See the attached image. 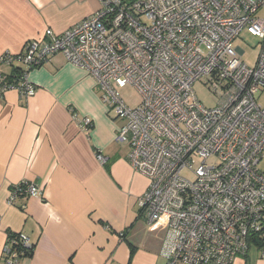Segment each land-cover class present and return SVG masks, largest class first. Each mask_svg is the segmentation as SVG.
<instances>
[{"label": "built area", "instance_id": "1", "mask_svg": "<svg viewBox=\"0 0 264 264\" xmlns=\"http://www.w3.org/2000/svg\"><path fill=\"white\" fill-rule=\"evenodd\" d=\"M98 3L61 34L46 29L20 53L0 55V97L10 90L32 97L28 71L61 53L95 79L102 102L121 120L115 141L127 145L128 163L148 180L137 199L140 215L166 224L165 264H233L252 240L264 258V15H257L264 0ZM244 30L260 40L251 67L234 46ZM200 80L216 99L212 107L192 88ZM128 85L140 95L134 107L120 96ZM72 118L88 132L89 117ZM96 159L106 161L99 152ZM40 194L21 180L6 204ZM30 248L25 234L8 232L3 264H20Z\"/></svg>", "mask_w": 264, "mask_h": 264}, {"label": "crops", "instance_id": "2", "mask_svg": "<svg viewBox=\"0 0 264 264\" xmlns=\"http://www.w3.org/2000/svg\"><path fill=\"white\" fill-rule=\"evenodd\" d=\"M98 8V0H0V55L20 53L46 29L61 34ZM28 78L36 87L32 97L23 100L14 90L0 97V264L8 231L34 245L20 264H165L166 224L140 215L137 199L148 180L128 163L127 145L115 141L121 120L102 102L95 79L61 53L30 69ZM72 113L92 120L88 132ZM21 180L42 194L7 205ZM233 264L264 258L255 249Z\"/></svg>", "mask_w": 264, "mask_h": 264}, {"label": "rangeland", "instance_id": "3", "mask_svg": "<svg viewBox=\"0 0 264 264\" xmlns=\"http://www.w3.org/2000/svg\"><path fill=\"white\" fill-rule=\"evenodd\" d=\"M257 15L263 16L264 12L260 11ZM259 43L260 40L257 37L247 33L245 30L242 31L234 41V46H239L243 50V53L241 55L242 61L250 67L253 66L257 60L260 50ZM192 88L194 89L197 98L202 102L204 106L212 107L216 104V99L212 96L211 92L205 86L203 81H195L192 85ZM120 96L127 103V105L131 107L136 106L140 101L139 93L135 88L129 85L120 89ZM259 167L262 171H264V156L259 163ZM182 174L185 175L186 173L182 172ZM255 249L257 248L251 245L249 251H254Z\"/></svg>", "mask_w": 264, "mask_h": 264}, {"label": "trees", "instance_id": "4", "mask_svg": "<svg viewBox=\"0 0 264 264\" xmlns=\"http://www.w3.org/2000/svg\"><path fill=\"white\" fill-rule=\"evenodd\" d=\"M115 117V116H114ZM116 118V117H115ZM117 119V118H116ZM92 126V120H91V125L89 126V128ZM89 131V130H88ZM8 232H11V236H15V234H17V233H21V232H12V231H8ZM7 233V232H6ZM8 234V233H7ZM5 242H6V240H5ZM4 242V243H5ZM31 242V241H30ZM250 245H253V246H255L256 248H258L259 247V245H260V241L259 240H252L251 242H250ZM33 247H34V245H33V243L31 242V248H30V250L28 251V253L27 254H25L24 256L22 255V257H25V256H28V255H31V253H32V251H33ZM248 255V253L247 254H245V255H243V256H247ZM21 257V258H22ZM20 258V259H21ZM19 263H20V260H19Z\"/></svg>", "mask_w": 264, "mask_h": 264}]
</instances>
